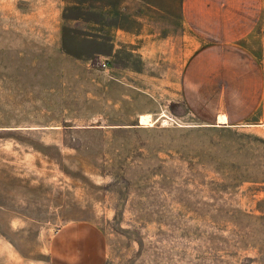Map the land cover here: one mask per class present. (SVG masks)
<instances>
[{"label": "rangeland", "instance_id": "374dc122", "mask_svg": "<svg viewBox=\"0 0 264 264\" xmlns=\"http://www.w3.org/2000/svg\"><path fill=\"white\" fill-rule=\"evenodd\" d=\"M127 2L0 0V264H56L67 226L99 234L103 264H264V12L242 74L169 91L88 58L112 24L157 25Z\"/></svg>", "mask_w": 264, "mask_h": 264}, {"label": "crops", "instance_id": "0c3cea01", "mask_svg": "<svg viewBox=\"0 0 264 264\" xmlns=\"http://www.w3.org/2000/svg\"><path fill=\"white\" fill-rule=\"evenodd\" d=\"M132 1L128 0L126 5ZM138 1L139 10L158 13L157 25L152 24L150 17H138L141 24L133 29L112 24V33L103 44L104 51L95 47L88 58L101 55L118 67L119 60L125 56L128 75L157 72L161 76H174L165 89L169 91L197 90L199 87L193 84L199 76L242 74L232 59L242 58V42L255 34L264 12V0ZM127 6L126 10H131ZM167 23L171 29L166 28ZM150 68L157 71H147ZM132 86L136 88L135 84ZM220 89L228 88L221 83ZM216 122L229 124L230 120L227 115L218 114ZM52 251L56 264H103L104 261L99 234L84 226L61 229Z\"/></svg>", "mask_w": 264, "mask_h": 264}, {"label": "bare ground", "instance_id": "6f19581e", "mask_svg": "<svg viewBox=\"0 0 264 264\" xmlns=\"http://www.w3.org/2000/svg\"><path fill=\"white\" fill-rule=\"evenodd\" d=\"M141 124H142V126H150V127H152L154 125V122H153L151 116L146 115V116H142Z\"/></svg>", "mask_w": 264, "mask_h": 264}, {"label": "built area", "instance_id": "2783aa9c", "mask_svg": "<svg viewBox=\"0 0 264 264\" xmlns=\"http://www.w3.org/2000/svg\"><path fill=\"white\" fill-rule=\"evenodd\" d=\"M106 66V64H104Z\"/></svg>", "mask_w": 264, "mask_h": 264}]
</instances>
